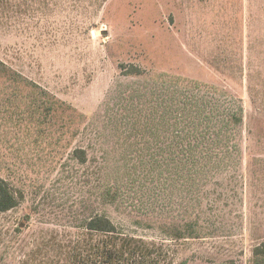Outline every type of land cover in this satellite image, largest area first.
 <instances>
[{
	"label": "rangeland",
	"instance_id": "1",
	"mask_svg": "<svg viewBox=\"0 0 264 264\" xmlns=\"http://www.w3.org/2000/svg\"><path fill=\"white\" fill-rule=\"evenodd\" d=\"M169 77L239 102L241 164L224 173L209 164L185 192L180 175L154 211L140 205L157 184L151 164L161 171L153 139L123 137L109 109L129 91L147 106L143 95L162 93ZM39 90L81 114L84 129L69 149L89 150L92 168L104 162L109 181L132 192L131 205L103 208L70 183L87 168L67 171L66 128L32 119ZM0 177L23 194L0 212V264H54L67 228L103 210L123 232L163 243L167 264H251L264 239V0H0ZM160 216L209 229L173 241L157 227Z\"/></svg>",
	"mask_w": 264,
	"mask_h": 264
},
{
	"label": "trees",
	"instance_id": "2",
	"mask_svg": "<svg viewBox=\"0 0 264 264\" xmlns=\"http://www.w3.org/2000/svg\"><path fill=\"white\" fill-rule=\"evenodd\" d=\"M128 73L139 75L141 71L136 69V72ZM163 81L162 93L153 89L151 97L142 94L147 106L141 100L135 102L138 94L129 91L109 109L116 114L123 137H135L145 142L149 137L153 139L148 144L152 156L160 157L157 161L161 171L151 164L150 174L157 173L151 179L157 184L150 193L151 206L140 205L154 211L165 186L171 188L175 182L179 184L180 175L185 192L196 184L197 174L209 164L224 173L226 169H231L232 163L241 164L242 154L238 135L241 133L243 109L236 99L225 97V92L215 86L195 80L169 77ZM36 93L30 105L32 119L40 126L48 122L51 126L59 124L63 130L66 128L67 171L77 169V164L87 168L80 175L75 170L69 178L70 183L86 187L87 198L93 199L95 194V201L103 208L116 204L131 205L132 192L123 187V183L109 181L104 162L92 168L94 160L89 150L81 145L69 149L71 138L84 129L81 114L56 97H44L43 94H47L43 90ZM141 117L144 119L143 128L139 127ZM63 130L61 133H65ZM40 132L43 130L40 129ZM22 196L21 191L10 187L0 177V212L16 207ZM161 204L159 207L164 208ZM159 218L162 221L156 222L157 227L173 241L199 238L209 229L207 223L200 220L176 216ZM79 221L78 225L69 226L67 236L55 243V254L50 257L54 264L168 262L169 254L163 243L123 232L104 210L90 212L80 217ZM251 264H264V239L253 246Z\"/></svg>",
	"mask_w": 264,
	"mask_h": 264
}]
</instances>
